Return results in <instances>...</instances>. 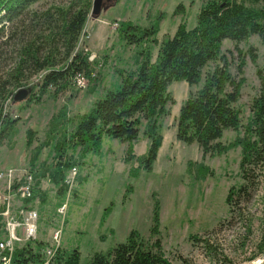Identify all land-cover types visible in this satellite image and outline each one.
<instances>
[{"label": "rangeland", "instance_id": "374dc122", "mask_svg": "<svg viewBox=\"0 0 264 264\" xmlns=\"http://www.w3.org/2000/svg\"><path fill=\"white\" fill-rule=\"evenodd\" d=\"M70 3L72 0H42L35 7ZM180 4L183 9L176 12ZM202 4L203 0H117L98 18L88 15L76 45L87 58L91 56L90 71L82 75L83 86L74 80L64 93L35 101L38 90L32 91V85L41 78L40 73L31 78L29 85L20 87L31 88L29 99L6 101L4 113L16 123L0 143V168L26 167L37 173L34 190L46 193L42 201L39 193L33 199L39 216L37 237L50 243L54 232L60 230L61 248L67 252L78 248L79 264L96 252L105 253L124 242L131 230L149 242L158 237L164 257L172 264H264V254L254 256L263 222L260 195L243 205V215L233 223L226 221L228 189L242 182L241 147L235 145L223 154L203 156L196 143L186 145L176 139L181 105L202 85L205 73L220 66L221 61L208 63L197 85L175 81L169 86L171 100L158 120L162 142L150 172L135 173L138 158L149 145L142 133L144 124L140 127L139 140L131 144L104 137L100 154L83 156L81 148L73 147L68 141L81 116L90 111L106 90L119 85L118 71L136 68L137 51H149L154 61L160 43L174 34L179 23H185L187 28L195 25ZM122 23L155 27L159 45L150 41L138 47L127 45L119 30ZM237 45L243 53L252 47L257 59L252 62L246 53L243 72L238 75L240 56L235 44L228 40L222 43L221 51L231 74L244 79L236 104L241 126L238 132L224 131L220 139L224 144H231L243 135L252 116L251 101L259 91L256 69L263 66V46L257 36ZM10 52L9 47L6 54ZM128 147L134 155L130 160L126 154ZM61 153L62 185L66 186V193L59 197L61 184L52 182L49 171L58 169ZM68 160L72 162L69 168L63 166ZM200 166L206 168L204 174ZM156 203L159 223L154 237L150 235V226ZM249 218L252 219L250 233L247 232Z\"/></svg>", "mask_w": 264, "mask_h": 264}, {"label": "trees", "instance_id": "16d2710c", "mask_svg": "<svg viewBox=\"0 0 264 264\" xmlns=\"http://www.w3.org/2000/svg\"><path fill=\"white\" fill-rule=\"evenodd\" d=\"M42 0H0V143L12 131L16 121L4 113L6 101L14 92L30 83L31 78L41 73V78L32 85L38 90L36 100L46 95L56 97L73 85L79 75L90 71L87 55L76 50L82 30L87 21L91 0H72V3L50 4L38 9ZM182 4L176 12L182 11ZM120 34L127 45L141 46L145 42L159 45L155 27H140L122 23ZM257 36L263 46V66L257 67L258 94L250 104L251 118L243 135L231 144L220 141L224 131L238 132L241 126L236 104L244 82L231 74L228 61L221 51L225 40L235 44L240 56L237 74L243 72L244 56L250 55L252 62L257 56L249 47L247 52L238 48V43L251 36ZM11 52L6 54L8 48ZM136 68L118 71L120 83L105 91L89 112L83 114L69 135L73 147H80L82 155L100 154L104 137L119 142L134 143L139 140L140 127L149 145L146 153L138 158V172H150L157 159L162 142L159 118L166 112L165 106L171 100L169 86L175 81L197 85L202 69L210 62L221 61L205 73L202 85L183 102L176 123V139L186 145L196 143L202 155H220L231 146L241 147L239 172L242 182L231 185L225 197L226 221L233 223L243 215V205H248L260 195L263 205L262 228L254 254H264V0H203L196 23L187 28L179 23L171 37L161 42L157 57L151 60V53L137 51ZM29 85V84H28ZM31 96V95H30ZM29 96V97H30ZM29 99V98H28ZM132 149H127V160L133 159ZM59 152V151H58ZM63 155L58 154L57 170L52 168L51 180L61 184L57 194L65 196L66 186ZM64 167L72 166L70 160ZM203 174L206 168L200 166ZM32 170V168H31ZM205 170V172H204ZM34 178L37 173L32 170ZM202 174V175H203ZM40 176H43L41 172ZM43 196V191L33 190V195ZM247 222L251 232L252 219ZM158 205L153 208L150 235L158 234ZM34 242V246L31 243ZM18 246L13 254L12 264H42L48 242L35 240ZM80 251L74 248L67 252L58 248L49 264H79ZM83 264H172L156 237L152 242L131 230L124 242L116 244L109 251L94 253Z\"/></svg>", "mask_w": 264, "mask_h": 264}, {"label": "built area", "instance_id": "2783aa9c", "mask_svg": "<svg viewBox=\"0 0 264 264\" xmlns=\"http://www.w3.org/2000/svg\"><path fill=\"white\" fill-rule=\"evenodd\" d=\"M90 59L91 56L88 60ZM75 81L79 86H83L82 75L77 76ZM74 171L75 168L73 176ZM34 184L31 168H0V264H12L13 254L18 246L39 240V216L34 209L33 200H30ZM60 234V230L55 231L49 246L41 250L45 257L42 264H49L54 253L61 248Z\"/></svg>", "mask_w": 264, "mask_h": 264}, {"label": "water", "instance_id": "95a60500", "mask_svg": "<svg viewBox=\"0 0 264 264\" xmlns=\"http://www.w3.org/2000/svg\"><path fill=\"white\" fill-rule=\"evenodd\" d=\"M117 0H92L91 9L89 13V17L98 18L102 11L107 10L111 7ZM29 88H20L18 89L12 97V102H20L28 98L30 94Z\"/></svg>", "mask_w": 264, "mask_h": 264}]
</instances>
